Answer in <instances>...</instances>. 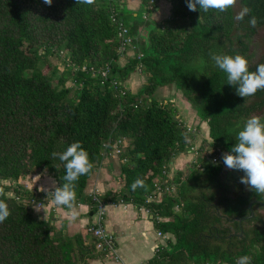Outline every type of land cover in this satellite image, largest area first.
<instances>
[{"label": "trees", "instance_id": "obj_1", "mask_svg": "<svg viewBox=\"0 0 264 264\" xmlns=\"http://www.w3.org/2000/svg\"><path fill=\"white\" fill-rule=\"evenodd\" d=\"M113 1L53 0L48 6L43 0H0V200L10 211L0 223V264H89L96 259L98 241L88 242L92 226L68 235L64 223L57 230L35 213L32 200L44 197L50 204L51 192L34 194L3 183L46 169L61 186L64 162L52 153L79 141L94 167L76 182L75 204L87 205L93 215L97 202L85 193L88 181L123 140L122 190L97 196L104 205L147 209L155 231L172 237L145 264H236L244 255L252 257V264H264V194L240 183L244 173L226 168L222 159L247 119L264 117V90L238 96L211 58L241 54L250 71L264 63V54L252 61L250 52L259 33L264 46V0H238V9L224 13L199 6L193 12L186 0H169L168 19L151 26ZM139 1L150 10L157 0ZM244 6L258 17L255 28L248 16L235 21ZM118 24L135 51L124 66L118 63ZM142 30L147 32L143 40ZM51 54L63 67L56 85L38 69ZM136 72L144 82L134 92L126 81ZM170 86L207 126L209 142L186 175H174L175 193L147 202L154 182L166 179L169 164L187 151L190 139L177 110L155 97L157 89ZM137 179L144 185L133 190Z\"/></svg>", "mask_w": 264, "mask_h": 264}, {"label": "clouds", "instance_id": "obj_2", "mask_svg": "<svg viewBox=\"0 0 264 264\" xmlns=\"http://www.w3.org/2000/svg\"><path fill=\"white\" fill-rule=\"evenodd\" d=\"M51 6L53 0H43ZM95 0H77V3L93 4ZM238 0H186V5L190 11L199 10L207 12L214 10L224 13L237 5ZM248 16L247 21L250 27L255 28L259 22L258 17L251 15V8L244 6L236 13L235 21L243 22ZM215 65L226 74V84L235 88L236 94L240 97L254 95L258 90H264V63L258 64L255 71L249 70V61L241 54L236 55H212ZM237 143L228 153L222 154L226 168L242 171L240 183L244 184L249 190L259 194H264V117L259 115L251 116L245 122L243 128L237 134ZM54 158L58 157L64 162L66 181L61 186L51 187L52 202L56 206H62L68 210L70 220H75L78 212L76 210V182L81 176L91 172L94 165L89 158L88 152L77 141L73 142L61 153H52ZM144 181L137 179L132 184V189L142 187ZM47 195L49 188L45 189ZM3 190L0 189V194ZM39 210V207H37ZM10 215L7 204L0 200V223ZM236 264H252V257L244 255L236 260Z\"/></svg>", "mask_w": 264, "mask_h": 264}, {"label": "crops", "instance_id": "obj_3", "mask_svg": "<svg viewBox=\"0 0 264 264\" xmlns=\"http://www.w3.org/2000/svg\"><path fill=\"white\" fill-rule=\"evenodd\" d=\"M123 7L126 8L125 0H122ZM140 4V1L138 0ZM135 7L134 2L129 0L128 7L126 11L131 16L135 17L138 14H135ZM165 11H169L168 8H164L163 6L154 7L156 13L152 16L149 14L147 15L146 21L151 25H158L159 21L162 19H168L169 12L164 14ZM145 13H142V19ZM168 15V16H167ZM140 36L145 35L146 37V30L141 31ZM142 38V37H141ZM130 53L134 54V49L130 48ZM128 52V53H129ZM132 54V55H133ZM136 77V76H132ZM132 80V79H131ZM196 116V115H195ZM110 163V162H108ZM104 161L101 165V169L99 171V179L94 186L97 185L98 191L103 195L106 193L107 190H103L104 186H107V183L114 179V172L113 168L108 167L109 165ZM113 167V166H112ZM39 176V178H35L33 180L32 175V182L27 183V190H31L35 193L43 194L45 189L49 188L51 191V187L56 186V182L53 178L49 175H42L34 174ZM103 182V183H102ZM115 183V182H114ZM111 189V188H110ZM114 188H112L113 190ZM104 192V193H102ZM143 207L136 208L131 204H109L106 205L104 208V220L102 222L103 229L112 234L114 237L115 243V255H107L100 249H97L96 259L91 261L89 264H145L149 259H151L155 252L156 247L159 245H164L165 241L160 239L157 236V232L153 227L152 217L143 211ZM78 215L75 220H70L67 213L68 210L62 208L60 206L53 207L52 204L43 203L39 210H35V213L39 215L41 220H48L50 219L51 223H54L56 227L59 228L61 223L66 225V231L68 235H73L77 232H84V229L88 228L89 226H93L96 223V213L93 215H89V207L87 205H78L76 207ZM91 236H88V240H90ZM170 238V237H169Z\"/></svg>", "mask_w": 264, "mask_h": 264}, {"label": "rangeland", "instance_id": "obj_4", "mask_svg": "<svg viewBox=\"0 0 264 264\" xmlns=\"http://www.w3.org/2000/svg\"><path fill=\"white\" fill-rule=\"evenodd\" d=\"M131 1H133L134 5H136L135 10H133V11H135V14H138L140 17H142V13L143 12L145 13V15H143L144 20L147 19L148 14L150 16H152L156 13L153 10H154V7L157 6V4H159V6L160 5L163 6V9L168 8V10H169L168 12L170 14L169 0H157L155 6L152 7L150 10H146L145 7H143L141 4L138 3V0H131ZM113 2L123 4L122 0H114ZM125 3H126V8H127L129 0H125ZM237 5L235 6V9H238ZM124 8H125V6H124ZM126 8H125V10H126ZM166 12L167 11L164 10V14ZM168 12H167V14H168ZM164 20H167V19H162L161 21H159L158 25L160 23H162V21H164ZM141 34H142V32H141ZM261 35L262 34L259 33L255 37L254 41L252 42L251 51H250L251 56H252V58H251L252 61H256L261 55L264 54V46L261 42ZM144 36L145 35H143V36L141 35V37H144ZM132 44H133V42H132ZM132 44L129 47H126L124 52L121 53V56H120L121 59H119V61H118L120 66H124L126 64V62L128 61V59L133 56L132 55L133 53L129 52L131 50L130 48H132ZM122 51L119 49V52H122ZM38 69L41 72H44L45 74L49 75L53 84L56 85V82L60 77V74L63 70V67L61 66V59H58V58H56L55 55L51 54V55H48L44 60H42V62L38 63ZM133 75L136 77H133L131 80V77ZM131 77L129 80L126 81V83H127L126 87L127 88H130V87L133 88V90L135 92L140 88V86L144 82V78L142 76H140L139 74H137V72L132 73ZM66 86L70 87L71 84L69 82H67ZM73 92H74V89L72 88L70 96L73 95ZM155 97L158 101H162V103L166 102V103H168L169 106L172 105L177 110V112H178L177 116H178L179 120L186 126V130H187L189 138H190L187 142V145H188L187 151L180 154L179 156L175 157L172 160V163L169 164L168 169L165 172L166 179H164L160 182H158V180H156L154 182V184H156L158 187L164 186V190L162 191V194H156V197L154 198V199H156V201H159L160 200L159 198L163 195V193L165 191H167V190H165V188L172 190L171 192L175 193V191H173L174 186H172V184H170L172 178L179 171L183 172L184 175H186L189 172L192 163L196 162V160L198 159L200 154L204 153L202 151H205L207 149V143L206 142H209V137H208L207 126L204 123H201V121L199 119H197V117L195 116V111L182 98L181 93L179 91L175 90V88L173 86L157 89L155 92ZM115 145H117V144H115ZM122 145L123 146H122V148H120V152H123L124 148L127 145V142H126V144L124 143ZM116 150H117V146L116 147L113 146L110 155H107L105 157V159L103 160V162L104 161L106 162V160H107V163L110 162V163H108L109 165H107V166L110 168H113L112 169L114 172L113 177L115 179V180L111 181V178H110V181L107 183V186L103 187V190L109 191V190H112V188H114V190H116L115 195L119 194L120 191L122 190V187H123V184H122L123 182L121 181L119 154H117ZM97 169L98 170H96L93 173V176L88 181V185H87V188L85 190V193L87 195H91L92 193H95V191L101 192V190L98 189L97 185L94 186V184H96L97 180L99 179V174H100L99 171H100L101 167L97 168ZM36 173L39 174L40 176L49 175L46 169L34 170L31 173H29V175L21 176V178L16 182H13V183L12 182H4L3 184L6 186H8L10 184L12 186V188H15L18 186V187H21L22 190H24V189H27V183L32 182V175H33V180H35L34 177L39 178V176L34 175ZM43 192H44L43 194L47 193V191H43ZM49 192H51V191H49ZM100 192L98 194H101ZM102 193H104V192H102ZM34 194H37V193L34 192ZM143 211L145 213H147L148 215H150V213L146 209H143ZM260 213L264 214V211L262 210V211H260ZM54 226H55V224H54ZM56 228L58 230V227H56ZM168 237L172 238L171 236H168ZM93 239H96V238L91 237L90 240H88V242L92 241Z\"/></svg>", "mask_w": 264, "mask_h": 264}, {"label": "built area", "instance_id": "obj_5", "mask_svg": "<svg viewBox=\"0 0 264 264\" xmlns=\"http://www.w3.org/2000/svg\"><path fill=\"white\" fill-rule=\"evenodd\" d=\"M119 28H118V39H119V49L122 52H119L120 54L124 52L126 47H129L132 44V38L127 36V31L125 28L122 27L121 24H118ZM85 67H82L81 70H85ZM107 69L105 71L102 72V76H105L107 74ZM121 143V144H120ZM126 144V141L123 140L119 143H116L117 145L114 144V147L117 146V154H120V148L118 147V145H122V144ZM123 146V145H122ZM154 191L152 192L151 196L148 198L147 202H151L156 197V194H162V191L164 190V186L158 187L156 184L154 185ZM165 192H169V189L165 188ZM98 192L95 191V193H92L91 195L93 196L94 201L97 202V212H96V223L89 229L90 234L95 237L98 241L97 244V249H100L101 251H103L104 253H106L107 255H115L116 250H115V243H114V237L112 234L106 232L103 229V220H104V208L106 205H104L102 202H100L98 200V196H97ZM44 201V197L41 199H33L32 200V204L34 205V207H41L43 205ZM50 204L55 205L52 202V199L49 201ZM117 205V204H114ZM147 210V209H146ZM148 211V210H147ZM157 236L162 239V240H166L168 237V235H162L160 233H157ZM158 248V246L156 247V249Z\"/></svg>", "mask_w": 264, "mask_h": 264}, {"label": "water", "instance_id": "obj_6", "mask_svg": "<svg viewBox=\"0 0 264 264\" xmlns=\"http://www.w3.org/2000/svg\"><path fill=\"white\" fill-rule=\"evenodd\" d=\"M250 217H253V213H251Z\"/></svg>", "mask_w": 264, "mask_h": 264}]
</instances>
